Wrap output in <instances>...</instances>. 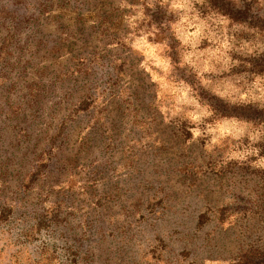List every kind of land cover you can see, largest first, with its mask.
<instances>
[{
  "label": "rangeland",
  "instance_id": "rangeland-1",
  "mask_svg": "<svg viewBox=\"0 0 264 264\" xmlns=\"http://www.w3.org/2000/svg\"><path fill=\"white\" fill-rule=\"evenodd\" d=\"M43 1L0 0V264H234L257 247L260 212L252 237L241 228L264 192V136L204 126L196 96L260 100L231 73L264 53V34L205 0ZM230 1L264 17V0ZM173 3L192 6L188 23Z\"/></svg>",
  "mask_w": 264,
  "mask_h": 264
},
{
  "label": "trees",
  "instance_id": "trees-1",
  "mask_svg": "<svg viewBox=\"0 0 264 264\" xmlns=\"http://www.w3.org/2000/svg\"><path fill=\"white\" fill-rule=\"evenodd\" d=\"M50 0H44L43 2L45 4H50ZM205 3L207 5V10L209 13H215L218 14V16L227 18L228 20H231L232 22L237 23L238 25H241L242 27L247 28L248 30H257L258 33L262 32L261 34H264V17H258L252 10V7L250 4L247 5H240L239 3L232 2L230 0H205ZM42 6V4H41ZM24 8H29V5H25ZM31 15L35 17V13L37 12L39 14V17H41L42 13L40 11H37V9L32 10ZM29 12V10L27 11ZM41 13V14H40ZM37 14V15H38ZM30 15V14H29ZM38 17L36 16L34 20H37ZM24 23H26V20H24ZM177 60L176 62L173 60ZM169 59L171 61V67L174 70H178V66L181 64V59L178 56V53L176 52V48L172 47V50L169 53ZM233 76L234 86L236 87L237 91L240 92L238 95L251 94L250 90L257 89L258 93L260 95V100L257 101H232V100H225L223 97H218L214 94H212V88L209 90L211 92V95L208 94H201L196 96L198 98V104L204 109L205 112V120H204V126H207L210 129L215 128L217 125L222 124L224 121H237L240 123H243L245 125L252 126L254 128L260 129L264 136V103H261L264 101V53L259 56L253 58L251 61L246 62L244 66L236 67L233 72L231 73ZM257 78H262L261 82L257 84ZM176 82V81H174ZM154 106V105H153ZM156 108V107H155ZM181 130L180 136L185 137L184 140L192 138V133L190 131V127L186 125L179 126ZM178 129V130H180ZM264 150V145H263ZM219 175V174H218ZM232 178V177H230ZM264 183V175L260 176L259 183ZM256 184V182H255ZM258 184V183H257ZM20 193L22 196H25L26 192L22 190L23 187H25L23 184L20 185ZM227 188H229V184L226 183ZM264 188V187H263ZM223 191V188L221 189ZM19 191H17L19 193ZM258 199L261 200V204L259 207H257L258 212L257 213H251L252 217L251 224L246 226L245 228L240 226L242 229V232L245 235H248L249 237H252L253 232L255 231L258 221L254 218L255 214H258L260 212V221L261 219H264V192H262L260 195H256ZM240 197L236 195V197L233 199L234 204L239 202ZM231 200L230 197L228 199ZM231 205V202L229 203ZM229 205L226 207H223L222 211H226L228 209ZM230 209V208H229ZM11 213L14 212V209L9 210ZM9 212V215L11 214ZM248 213L247 211L245 213L239 212L237 213V218L242 220L244 217H247ZM249 216V215H248ZM263 218H262V217ZM239 220V221H240ZM211 220L204 214L198 216V224L197 228H202L208 224ZM233 222V226H237L238 222ZM225 222V221H223ZM64 221H58L57 223L54 222V225L51 226L50 232H56L59 229L63 228ZM211 223V222H210ZM225 224V223H221ZM256 227V228H255ZM264 228V227H263ZM260 243H262L260 245ZM259 245L257 247H250V251L246 250L242 253L240 252L236 259H238V262L234 264H264V238L261 239L258 243ZM249 248V247H248ZM76 251H79V249H76ZM81 253V251H80ZM80 255V254H79ZM76 254V256H79ZM77 261L80 263L81 261L87 262L88 256L85 258H76Z\"/></svg>",
  "mask_w": 264,
  "mask_h": 264
},
{
  "label": "clouds",
  "instance_id": "clouds-1",
  "mask_svg": "<svg viewBox=\"0 0 264 264\" xmlns=\"http://www.w3.org/2000/svg\"><path fill=\"white\" fill-rule=\"evenodd\" d=\"M197 2H198V3H202L203 0H197ZM172 8H173V9L183 8V9L185 10L186 15H185V16L183 17V19L181 20V23H188V22H189V17H188V15H187V13L193 11L192 6H191L190 4H184V3H173V4H172ZM191 19H192V20H195L196 17H195V16H192ZM199 33H200V29L197 28V32L192 34V38H195L196 36H198ZM184 42H185L186 44L189 43V38H188V37H185ZM193 47H195V44H193ZM228 47H229V45H228L227 43H224V44L222 45V48H224V49H227ZM185 62H186V63H191V62H192V57H191V55L185 57ZM225 63H226V64L228 63V59H227V57H225ZM225 70H227V69H225ZM203 71H204V72H210V71H215V69L209 67V66L207 65V63H205V66H204V68H203ZM261 79H262V78H257V84H259V83L261 82ZM262 91H264V90H262ZM193 103H194V102H193ZM197 107H198V105H197ZM192 119L195 121V120L199 119V117L196 116V115H193V116H192ZM196 135H199V132H197Z\"/></svg>",
  "mask_w": 264,
  "mask_h": 264
}]
</instances>
